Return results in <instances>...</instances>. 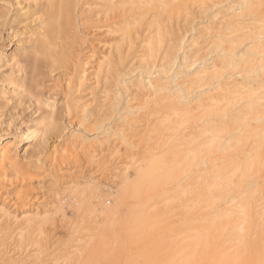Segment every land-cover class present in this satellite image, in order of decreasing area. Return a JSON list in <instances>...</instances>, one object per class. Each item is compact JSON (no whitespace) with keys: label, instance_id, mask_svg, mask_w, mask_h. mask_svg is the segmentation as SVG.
I'll list each match as a JSON object with an SVG mask.
<instances>
[{"label":"bare ground","instance_id":"bare-ground-1","mask_svg":"<svg viewBox=\"0 0 264 264\" xmlns=\"http://www.w3.org/2000/svg\"><path fill=\"white\" fill-rule=\"evenodd\" d=\"M197 1L17 0L32 54L23 66L11 54L9 67L32 97L63 80L64 114L81 130L53 148L47 199L10 203L0 192V264L42 261L52 215L64 221L67 208L80 223L60 264H125L129 254L131 264H264V0H230L182 28L174 17ZM46 107L27 138L60 136L62 116L54 101ZM120 143L129 153L108 169L107 150ZM79 153L90 157L80 170L69 166ZM15 160L1 143L0 167ZM174 200L183 213L154 238L152 216Z\"/></svg>","mask_w":264,"mask_h":264},{"label":"rangeland","instance_id":"rangeland-1","mask_svg":"<svg viewBox=\"0 0 264 264\" xmlns=\"http://www.w3.org/2000/svg\"><path fill=\"white\" fill-rule=\"evenodd\" d=\"M16 2L17 0H0V144L12 143L16 158L15 164L4 165L2 168L0 167V180L2 179V171L7 174L5 177L7 182L0 183V192L6 196V199L9 200L10 203L16 200L18 203H27L33 206L37 201H39L38 196L43 197V199H47V195H49V192L52 190L50 185L52 188L54 187L50 181V176L47 174L49 173L48 170H50L52 166L51 161L53 158V148L58 144H68L70 140V132L73 130L80 131L81 127L77 126L78 119L74 116V113H70L68 115L64 114L63 104L66 98L64 93L65 91L63 89V86L65 85L63 80L60 81V84L58 83L57 86L52 87L53 89L39 86V88L35 89V93L41 90L43 94L41 95L38 93V95H34L35 97L30 96L19 87L18 83H20L22 79L20 78V73L17 72L16 69H10L8 62L9 56L16 53L19 59L18 65L23 66L30 60L32 53L30 48L27 46L25 39L21 37V32L24 29V26L27 25L26 22L29 20L28 16L30 14H24V10L18 11L19 7L16 5ZM212 4H214L213 8L208 9V7L212 6ZM230 4V0H206L204 3L198 0L193 6L186 9V11L181 9L180 12L176 14L174 19L176 18L175 20L179 21V25H181L182 28H192V26H195V24L199 22V17L206 20L215 10H224V8ZM203 8L207 9L202 12ZM186 12L188 14L187 18H185ZM32 25L36 24H31L30 27H32ZM18 41H20L19 44H17ZM87 44L88 41L82 44L81 47H86ZM178 62L177 67L182 65V59L180 58ZM137 73V71L128 72V74L124 77V84L128 85L133 83V77ZM88 87V82L83 83L80 87L82 93L87 92ZM96 96L99 100L101 99V94H97ZM115 97L118 104L113 110V114L117 112L121 114L123 111L122 108L125 105V99L121 92H118ZM37 99L41 102L38 103ZM47 99L50 100L46 102ZM53 101L55 106L54 111L57 115L62 116V122L64 125V129L62 130L60 136L49 135L45 139H42L39 136L27 138L26 129L42 121L47 111H50V109L46 107V104L48 105L49 103V105H52ZM118 113L116 117L119 115ZM114 118L115 117H112L111 120L108 121L110 122L109 125L117 124L118 121ZM116 147L117 148L110 145L108 148L109 150H107L109 154V160L107 162L109 163V166H107L108 169L115 166L118 159L126 157L129 153V149H125V145L122 143L117 144ZM78 157V162H73L74 159H72L73 163H69V166L76 163L75 166L77 167V165H79L77 169L80 170L82 169V166L87 164L83 161L89 159L90 157L87 154L82 153H79ZM80 160L82 165H80ZM107 168L106 170L108 171ZM42 192L45 193L43 194ZM156 198L160 200L161 197L157 195ZM41 199L42 198H40V200ZM169 205L170 207L173 205V209L170 208ZM160 206L161 209L157 211L158 215L155 216L156 214H154V216H152V220L157 222L160 221L159 223H161V225L158 224L155 226V229L153 230L156 233L155 234L153 232L154 238H156V236L160 237L164 235V233L167 232L168 227L171 228L174 222L177 221L176 218L178 215L183 213L181 202L179 200H174L171 203L169 202L166 206H163L161 203ZM165 207H169V210L167 208L166 209L168 211L163 209ZM67 209L64 210L67 217H64V221H62L63 218L60 220L61 218L58 214L56 215V213H54L52 215V219L54 218V228L51 230V236L49 235V249L47 248L46 257L43 256V259L41 258L42 261L38 262L39 264H46V260L48 262L47 264H53L52 255H55L54 257L57 256L58 258L60 253L59 248L65 245L66 242H70L69 233L71 231L70 225H72V221H76L78 224L80 223L74 219L70 209ZM184 218L185 217L183 216L178 220H184ZM170 220H173L172 223H170ZM67 222L69 224H67ZM78 224H76V226ZM127 236L130 243L131 237L134 236L133 232H128ZM134 248L133 244H129L130 251ZM47 256L50 257L47 258ZM132 259L133 257L129 254V257L126 258L127 262H125V264H131ZM38 263L36 262L34 264ZM60 263H62L61 258H58L57 264Z\"/></svg>","mask_w":264,"mask_h":264}]
</instances>
